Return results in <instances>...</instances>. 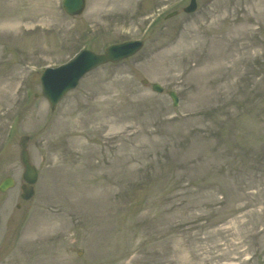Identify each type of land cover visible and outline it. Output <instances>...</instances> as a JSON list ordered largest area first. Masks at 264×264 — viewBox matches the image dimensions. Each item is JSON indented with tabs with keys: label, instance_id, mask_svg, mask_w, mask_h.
<instances>
[{
	"label": "rangeland",
	"instance_id": "rangeland-1",
	"mask_svg": "<svg viewBox=\"0 0 264 264\" xmlns=\"http://www.w3.org/2000/svg\"><path fill=\"white\" fill-rule=\"evenodd\" d=\"M62 1L0 0V264H264V0ZM134 38L51 109L44 66Z\"/></svg>",
	"mask_w": 264,
	"mask_h": 264
},
{
	"label": "water",
	"instance_id": "water-1",
	"mask_svg": "<svg viewBox=\"0 0 264 264\" xmlns=\"http://www.w3.org/2000/svg\"><path fill=\"white\" fill-rule=\"evenodd\" d=\"M86 0H64V7L70 15H79L83 12ZM196 8V1L185 8L186 11H192ZM143 46V41L132 40L124 43L113 44L105 50V53L98 54L91 50H82L68 63L56 68H48L42 75L43 94L49 99L52 109H55L61 98L66 92L78 85L80 78L88 71L97 66L107 63L120 61L138 51ZM153 88L162 91V88L154 84ZM174 99V104L178 103V97L175 92H170ZM29 136H22L20 139V160L24 166L25 183L21 185V197L30 199L34 195L33 184L38 179V171L30 160L28 151ZM15 184L12 177H6L0 183V190L5 192Z\"/></svg>",
	"mask_w": 264,
	"mask_h": 264
},
{
	"label": "bare ground",
	"instance_id": "bare-ground-1",
	"mask_svg": "<svg viewBox=\"0 0 264 264\" xmlns=\"http://www.w3.org/2000/svg\"><path fill=\"white\" fill-rule=\"evenodd\" d=\"M157 93H158V91L157 90H155Z\"/></svg>",
	"mask_w": 264,
	"mask_h": 264
}]
</instances>
